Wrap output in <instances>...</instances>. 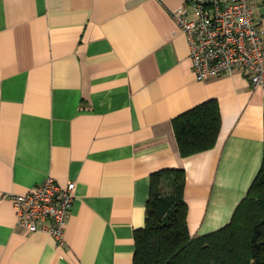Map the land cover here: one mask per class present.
I'll return each instance as SVG.
<instances>
[{"label": "crops", "instance_id": "0c3cea01", "mask_svg": "<svg viewBox=\"0 0 264 264\" xmlns=\"http://www.w3.org/2000/svg\"><path fill=\"white\" fill-rule=\"evenodd\" d=\"M185 0H0V264H132L150 176L182 169L191 236L225 226L262 160L264 88L197 81L168 13ZM264 52V0H247ZM187 15L194 17L187 7ZM215 100V147L180 157L173 119ZM75 184L59 245L12 202Z\"/></svg>", "mask_w": 264, "mask_h": 264}, {"label": "trees", "instance_id": "16d2710c", "mask_svg": "<svg viewBox=\"0 0 264 264\" xmlns=\"http://www.w3.org/2000/svg\"><path fill=\"white\" fill-rule=\"evenodd\" d=\"M220 121L215 100L173 119L180 157L214 148ZM184 187L182 169H164L150 176L144 226L134 231L132 264H264V119L260 167L225 226L191 236Z\"/></svg>", "mask_w": 264, "mask_h": 264}, {"label": "built area", "instance_id": "2783aa9c", "mask_svg": "<svg viewBox=\"0 0 264 264\" xmlns=\"http://www.w3.org/2000/svg\"><path fill=\"white\" fill-rule=\"evenodd\" d=\"M189 7L194 17L187 15ZM169 15L184 34L197 81L241 70L253 89L264 88V52L259 27L247 0H185ZM75 184L61 188L51 176L24 194H4L12 202L16 228L44 233L64 244V229Z\"/></svg>", "mask_w": 264, "mask_h": 264}]
</instances>
